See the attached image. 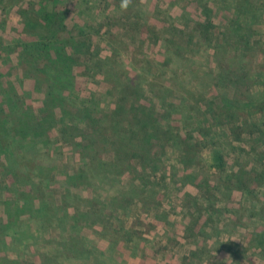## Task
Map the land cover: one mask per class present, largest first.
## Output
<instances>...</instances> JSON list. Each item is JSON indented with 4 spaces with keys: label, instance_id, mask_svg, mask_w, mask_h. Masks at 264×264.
Returning <instances> with one entry per match:
<instances>
[{
    "label": "rangeland",
    "instance_id": "1",
    "mask_svg": "<svg viewBox=\"0 0 264 264\" xmlns=\"http://www.w3.org/2000/svg\"><path fill=\"white\" fill-rule=\"evenodd\" d=\"M37 1L0 0V117L9 125H14L21 101L39 109L45 96L25 78L19 60L21 40L31 39L20 10ZM133 1L139 4L136 12L119 15L113 13L111 0L62 3L72 11L71 28L75 16L79 29L96 27V46L103 58L110 59L111 68L122 62L118 71L122 76L130 73L133 80L145 83V89L151 85L168 91L161 102L173 113L162 123L174 129L177 141L201 154L195 157L200 165L196 179L207 194L202 197L200 189L188 182L192 170L174 169L181 160L168 148L165 165L169 173H176L178 196L193 198L188 197L186 204L167 201L162 212L158 205L163 196L148 202L143 197L138 211L129 214L125 197L113 200L119 191L128 192L127 183L137 177L124 169L121 182L101 184V196L93 201L98 209V201L107 199V217L96 215L82 224L80 210L98 195L92 186L72 180L74 169L83 165L80 147L60 140L49 148L40 145L38 152L58 164L51 170L43 163L44 175H39L38 169L32 173L21 165L26 161L10 141L7 148L0 147V264H264V0ZM182 36L187 44H182ZM167 51L174 68L156 76L158 61L169 67ZM94 69L100 83L89 84L76 72L81 78L74 96L81 85L84 92L69 109L82 102L94 106L88 91L109 89L104 69L98 65ZM98 102L100 110L115 107L112 95L99 97ZM51 109L52 105L45 113ZM70 126L72 135L81 136L77 121ZM215 152L223 157L220 161L214 160ZM14 157L20 160L9 169ZM62 165L64 173L58 170ZM233 173L243 174L256 189L254 196L234 191L231 201L222 199L223 190L238 187L228 183V174ZM240 202L244 212L238 209ZM111 208L124 215L112 216ZM147 208L157 210L159 220ZM199 217L202 229L189 225ZM200 234L206 236L205 242ZM77 241L79 248L71 249Z\"/></svg>",
    "mask_w": 264,
    "mask_h": 264
},
{
    "label": "trees",
    "instance_id": "2",
    "mask_svg": "<svg viewBox=\"0 0 264 264\" xmlns=\"http://www.w3.org/2000/svg\"><path fill=\"white\" fill-rule=\"evenodd\" d=\"M63 1L65 0H38L37 4L31 2L30 7L20 10L26 36L31 38L29 40L22 39L20 42V66L25 78L32 80L37 91L44 92L45 96L42 107L39 109H34L21 101L22 109L15 117L14 125H9V122L0 117V147L5 149L12 143L14 148L20 149V158L26 161L21 165L27 166L32 173L33 171L37 172L38 169L39 175H44L43 163L53 170L57 167L58 161L52 158L48 159L46 154L39 153L40 145L49 148L50 145L57 144L59 140L63 144H77L80 147L83 165L76 172L74 169L72 180L77 182L79 179L81 186H92L97 190L96 195H98L96 199L91 198L89 201L91 205L83 207L87 211H82L83 208L80 210L78 220L82 224H87L90 218L96 215L101 218L107 217L109 213H107V199L98 201L97 204L100 205L98 209L93 201L96 202L101 196L99 191L102 187H100L101 184L116 185L121 182L120 177L124 169L132 171L133 174L136 173L137 177L130 179V182L127 183L128 192L119 191L113 200L125 197L129 214L133 210L138 211V205L142 202L143 197L148 202L149 199L163 196L158 205L162 212H164V204L167 201L172 202L175 199L180 204H186L188 197L193 198L190 195H186L185 199L179 197L180 193L176 188V173L173 174V171L169 173V169L165 165V162L169 160L168 148L174 149L173 156L178 161L181 160L180 165H177L176 161L174 169L185 172L192 170V173H188L190 180L188 182L199 188L202 197H204L208 190L196 179V175L200 172V165L199 161L195 162V157L201 154L194 152V148L190 150L187 143L177 141L174 129L162 123L173 113L165 107L166 102H161L168 91L154 88L151 85H148L150 88L145 89V83L136 82L130 77V73L125 74L127 77L122 76L118 72L121 65L124 66L122 62H120L121 65L117 64L116 67L112 65L111 68L110 59L103 58L100 55L99 47L96 46L94 39V32H97L95 31L96 27H93L92 30L79 29L80 27H76L75 16L72 18L74 24L71 28L72 21L69 23V17L72 16V11L62 3ZM111 2L114 8L113 13L118 15L119 12L131 14L139 8V4L133 0H130L127 7H122L123 1L120 0H111ZM80 8L83 10L84 7ZM181 39L182 44H187L186 36H182ZM138 42H141V37H138ZM1 48L3 49V46ZM166 54L169 67L164 68L158 61L155 64L154 74L156 76L158 74L165 76L174 68L172 54L169 51ZM96 59L99 63H96ZM96 65L104 69L102 74L104 79L108 80L109 89L101 93L97 90L88 91L90 99L95 102L94 106L82 102V104H74L73 108L69 109L71 102L79 100V95L81 96L84 92L81 85L79 91L77 89L79 95L74 96L73 89L76 87L77 79L81 78L76 72L80 71L84 80L89 84L100 83L97 80V72H93ZM105 95H112L115 103L114 108L106 111L98 109L96 104L98 98H104ZM50 105L53 109L49 113H45L49 110ZM76 121L81 136L71 134L73 129L70 125ZM50 127L51 129H49ZM169 135L171 137H168ZM166 137L169 138L170 145L164 143ZM58 148L61 149L60 146ZM61 156L63 157V155ZM20 158L14 157L12 162L8 161L9 169H12L11 164L19 162ZM41 158H45L46 161ZM213 158L220 161L223 157L215 152ZM148 163L150 165L146 166ZM61 167L58 170L64 173V166ZM224 167L228 169V161L224 162ZM58 174L60 172L57 171L54 178H57ZM242 175L228 174V183L236 184L238 187L223 190L220 193L222 199L227 202L231 201L234 191H239L244 196H254L253 193L256 189L250 188L249 182ZM161 204L163 205L161 206ZM241 208L243 207L240 202L238 209L241 210ZM146 210L153 211L154 218L159 220L157 210L154 208ZM110 212L113 214L112 216L124 215L122 212H116L114 208H111ZM200 223L199 217L191 221L189 225L202 229ZM183 224L187 225V223ZM188 227L191 228L187 225L186 228L188 229ZM120 228L124 230L123 225ZM199 237L205 242V235L200 234ZM79 244L80 241H77L71 249L76 250L79 248ZM67 245V242L64 243L62 248H66ZM81 250H86V248Z\"/></svg>",
    "mask_w": 264,
    "mask_h": 264
},
{
    "label": "clouds",
    "instance_id": "3",
    "mask_svg": "<svg viewBox=\"0 0 264 264\" xmlns=\"http://www.w3.org/2000/svg\"><path fill=\"white\" fill-rule=\"evenodd\" d=\"M130 2V0H123V3H122V7H127L128 3Z\"/></svg>",
    "mask_w": 264,
    "mask_h": 264
}]
</instances>
